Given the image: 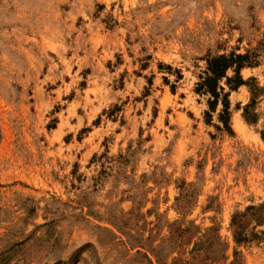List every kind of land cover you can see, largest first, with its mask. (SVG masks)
I'll use <instances>...</instances> for the list:
<instances>
[{
	"label": "rangeland",
	"instance_id": "374dc122",
	"mask_svg": "<svg viewBox=\"0 0 264 264\" xmlns=\"http://www.w3.org/2000/svg\"><path fill=\"white\" fill-rule=\"evenodd\" d=\"M231 54L264 89V0H0V264H264V93L229 133L196 91Z\"/></svg>",
	"mask_w": 264,
	"mask_h": 264
},
{
	"label": "trees",
	"instance_id": "16d2710c",
	"mask_svg": "<svg viewBox=\"0 0 264 264\" xmlns=\"http://www.w3.org/2000/svg\"><path fill=\"white\" fill-rule=\"evenodd\" d=\"M248 58L242 55L231 54L230 56H214L208 60V71L205 78L197 85V93L210 96L208 101L209 112H206V121L208 124L212 121L211 112H216L219 104L222 105L223 110L219 114V120L224 125V129L231 132L230 128V93L237 91L242 86L250 88L253 100L250 105L245 109V118L248 122H255L253 107L256 104V98L264 93V89L258 88L254 82V79L245 81L241 75L242 69L247 66ZM229 70L234 71V76L229 77L227 73ZM226 80L225 85L229 89L226 92V88L221 85V82ZM220 131H222L219 128ZM237 242L243 240L241 235H237Z\"/></svg>",
	"mask_w": 264,
	"mask_h": 264
},
{
	"label": "bare ground",
	"instance_id": "6f19581e",
	"mask_svg": "<svg viewBox=\"0 0 264 264\" xmlns=\"http://www.w3.org/2000/svg\"><path fill=\"white\" fill-rule=\"evenodd\" d=\"M241 123V122H240Z\"/></svg>",
	"mask_w": 264,
	"mask_h": 264
}]
</instances>
